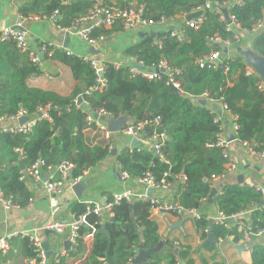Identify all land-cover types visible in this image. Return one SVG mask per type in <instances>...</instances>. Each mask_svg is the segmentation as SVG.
I'll return each instance as SVG.
<instances>
[{
    "label": "trees",
    "instance_id": "obj_1",
    "mask_svg": "<svg viewBox=\"0 0 264 264\" xmlns=\"http://www.w3.org/2000/svg\"><path fill=\"white\" fill-rule=\"evenodd\" d=\"M206 1L138 0V3L143 4L145 17L159 21L169 20L176 14H187ZM228 1L215 0L212 9H205L201 13L202 23L197 28L178 21V25L172 24L167 31L156 33V36L146 33L137 44L124 51L127 56L143 61L145 66L156 65L163 60L171 67L180 68L183 93H177L178 90L166 84L164 79L148 80L142 75H133L129 71L130 65L116 68L113 63L106 62V88L86 94L87 88L94 82L90 65L79 57L61 51L54 52L51 59L65 63L73 77L84 87H78L68 96L42 90L29 84V76L39 73V65L31 61L26 51L18 49L12 39H0V116L13 115L19 109L32 114L37 112L38 107H46L50 118L38 121L27 134L0 133V192L3 197H11L15 206L23 205L30 199V192L21 175L37 160L43 161L45 170L58 167L53 174L55 179L62 178L61 164L68 163L72 167L68 169L66 177L76 179L105 159L112 152L111 144L100 137L94 122L86 121V115L99 108L105 109L113 118L126 116L131 123L149 117L160 118V129H164L167 135L161 151L168 158V163L155 156L152 149L129 151L126 148L117 154V159L121 171L131 178L150 171L158 181L168 172L165 178L171 185L175 184L179 205L186 209L197 208L201 200L209 196L212 188L210 178L221 173L226 162L221 149L214 145L224 122L223 117L220 121L216 119L218 107L215 102L226 104L229 113L236 117V138L240 143L246 142L256 152L264 150V91L257 87L259 77L247 73L242 54L239 52L230 58L222 55L223 62L214 69L200 68L196 63L197 58L220 51L219 45L211 42L210 38L218 37L232 44L238 42L219 12ZM95 2L73 0L64 5L51 0L45 13L34 14L39 18L50 17L57 9L60 19H54L56 25L68 28ZM102 3L108 5L106 1ZM118 7L121 6L116 5ZM228 10L241 30L250 31L256 23L264 21V0H243L242 3H233ZM21 12V16L30 15L25 9ZM118 25L116 30L122 28ZM176 28L181 30L184 36L182 40L171 34ZM110 34L111 30L104 28H96L92 32L93 37H107ZM250 49L264 56V27L252 38ZM224 66L228 67L227 71H224ZM203 95L208 98L205 97V104H200L196 99ZM75 99L85 102L88 112H79L77 107L80 105L74 102ZM181 175L185 176L183 183L179 182ZM216 200L220 211L227 216L254 206L249 217V238H255L257 230L264 229V206L258 207L262 195L253 187L224 185ZM86 207L87 203H84L78 214L86 213ZM149 210V203L143 200L133 201L131 208L124 200L113 205L112 215L102 225H96L90 251L78 264H98L100 258L106 264H130L136 247H155L160 237L155 222L149 219ZM86 220L91 225L97 221V217L87 213ZM89 225L80 227L82 236L91 232ZM205 225L207 222L203 219L197 222V226L203 229ZM102 227L105 231L101 230ZM211 230L215 237L233 235L235 240L242 238L235 225L224 228L214 224ZM21 239L26 255L35 258L28 238ZM84 249L80 239L74 251L67 249L66 252L69 257L78 258ZM181 255L186 257V253ZM162 260H166V264H176V257L171 253L166 257L154 254L143 264H161ZM251 261L252 264H264V246L258 243L252 245ZM49 264L68 263L65 257H59ZM187 264H191V261Z\"/></svg>",
    "mask_w": 264,
    "mask_h": 264
},
{
    "label": "crops",
    "instance_id": "obj_2",
    "mask_svg": "<svg viewBox=\"0 0 264 264\" xmlns=\"http://www.w3.org/2000/svg\"><path fill=\"white\" fill-rule=\"evenodd\" d=\"M50 1L0 0V31L5 27L14 26L22 14V9H25L26 13H30V15H35L34 13H45ZM65 1L64 5H67L73 0ZM103 1H106V4L113 7H116V5L121 6L118 9L144 8L142 3H138V0H121L120 2L117 0ZM239 1H228L224 6L227 13L229 7ZM196 8L187 14H176L169 20L161 19L155 21L154 24L145 26L141 30H126L123 27L116 30L119 25L115 24L112 28H107L111 30L109 36H103V39L98 40L93 45L97 52L93 50L89 51L91 46L74 33L65 32L58 28L54 19L59 20L60 14L54 19L47 17L25 19L23 28L27 33L29 47L32 51L38 52L42 42L61 43L67 50L72 52L71 55L76 57L88 56L99 61L118 63L120 66L132 65L135 58L127 56L124 51L127 47L137 44L141 40L142 36L139 35L140 32L149 33L153 31L154 33H161L167 31L168 27L172 24L178 25V21L186 23L188 21L187 15L193 12H200ZM198 17L190 19H197ZM258 31L233 30V34L235 33L238 36V42L236 44L227 41H220L216 44L219 45V50L222 55L229 58L234 57L240 52V49H250L252 38ZM66 33H69L67 42H65ZM41 56L40 63L38 64L39 73L29 76V84L31 86L42 90L53 91L63 96L70 95L78 87L80 89L84 87L81 82L73 77L69 67L65 63L51 58L49 59L45 55ZM247 70H251L248 65ZM202 99L207 100L204 95L196 100L200 103ZM215 103L220 110L221 103ZM78 104L80 105L77 107L79 112H88L89 109L85 102L79 100ZM222 117L224 118V122L221 123V132L219 135L228 141L229 159L235 164V170L227 173L215 182L210 180L209 183L212 186L211 191L215 189L216 192L210 196V191L209 196L201 200L199 206L194 208L195 214L183 212L180 215H176L157 210L153 212L149 211V219L155 222L160 241L156 245L158 246V251L149 255L143 263H146L149 257L154 254H161L166 257L168 253H171L176 257V264H187L188 261H191V264H252V245L258 243L264 246V233L255 235L253 239L248 238L244 240L240 238L239 240H235L233 235L215 237L211 230L212 225L216 224L214 219L220 211L216 197L221 193V188L224 185L237 184L240 186H251L256 184L264 187V154L258 156L251 155L248 149L236 138L233 130L234 116L224 111ZM7 123L10 122L0 123V128ZM134 140L136 141L135 144H133ZM109 143L114 154L110 153L105 159L84 171L79 181H82L85 187L79 193V197L70 187L72 184V178L70 176L65 178L63 192L55 196H49L44 191L42 180L32 181L25 173L23 180L30 192V199L28 198L23 205H16L10 208H5L0 199V237L18 234V237L15 238L12 236L13 239L10 241L8 251L5 253L0 252V264H33V258L28 257L26 251L23 249L24 245L20 233L25 231L29 232L30 236L37 237L41 241V244L47 242L50 253L49 262L51 260H57L59 257H65L66 263L78 264L85 259L90 251L93 234L90 237L81 239L85 249L82 255L78 258H73L69 257L66 252L71 247L70 245L64 246V243L67 241L65 235L57 234L49 230L48 225L55 220L63 222L76 220L79 216L78 212L84 203L93 202L103 204L105 198H109L113 193H121L126 189H130L135 193L144 191V186L138 181L137 177L123 178L121 176L117 154L121 150L129 147L138 148V150H149L150 147L147 141L144 139L136 140L112 132ZM57 171L58 167H50L48 170L42 167L40 169L41 178H46L48 173L54 174ZM184 180V175L179 176V182L183 183ZM174 185L169 183L166 188L150 189L149 193L152 197L158 198L159 200L179 204L178 194ZM262 199H264V195H262ZM132 203L130 202L129 204ZM251 213L252 211L250 214H245L238 218L250 220ZM80 215H83V213ZM107 217V215H104V221L107 220ZM200 219L207 222L204 229L203 227L197 226V222ZM209 234L210 237H208ZM237 245H245V247L240 251L236 249ZM141 248L143 247L138 246L135 248V251ZM182 253H186V257L183 258ZM161 264H166V260H162Z\"/></svg>",
    "mask_w": 264,
    "mask_h": 264
},
{
    "label": "built area",
    "instance_id": "obj_3",
    "mask_svg": "<svg viewBox=\"0 0 264 264\" xmlns=\"http://www.w3.org/2000/svg\"><path fill=\"white\" fill-rule=\"evenodd\" d=\"M61 4H64L65 0H56ZM243 0L238 3H242ZM212 2L207 0L203 5L198 6L196 9L203 12L205 9H211ZM144 8H126V9H118L113 6L105 5L103 3L95 2L89 10L83 14L78 16L68 28L58 27L60 30L65 32H72L77 35L79 38L84 40L90 46H93L98 40L103 39V36L93 37L92 32L96 28H112L115 24H120L123 29L130 30H141L145 26H149L154 24L150 18H147L143 15ZM220 12V10H219ZM221 13V12H220ZM59 15V11L56 9L47 18H56ZM39 17L36 15H28V16H20L18 21L14 26L5 27L0 31V39H12L15 42V46L22 50L26 51L31 59V61L35 64L40 63L39 53L45 55L47 58H51L56 51H62L66 55H71L72 52L67 50L64 45L61 43H53V42H42L39 46V51H32L29 47L27 33L23 28V22L25 19H38ZM45 18V17H44ZM221 18L225 19L224 15L221 13ZM227 21V20H226ZM229 23L226 24L228 30H238L240 26L233 15L228 14ZM202 23V17H198L197 19H190L185 24L191 28H197L199 24ZM264 27V21H259L252 27V31H258ZM250 30V31H251ZM178 40H182L184 38L180 29H174L171 32ZM234 39L238 40L237 34L234 33ZM211 42L218 43L221 40L218 37H213L209 39ZM81 57L86 63H88L94 74V82L87 88L86 94L94 91H102L107 86V79L105 76L106 71V62L99 61L92 57L88 56H78ZM223 56L220 51H212L202 57L196 59V63L200 68L209 67V68H217L223 62ZM134 62H137L141 68L134 67L133 64L130 65L129 71L133 75H142L148 80H160L164 79L165 83L171 85L174 89L183 93L181 89V69L178 67H171L167 62L161 60L156 65L145 66L143 61L135 59ZM116 68L120 67V64L113 63ZM251 69V68H250ZM228 67L224 66V71H227ZM247 73L256 74L252 69L247 70ZM257 75V74H256ZM258 76V75H257ZM259 77V76H258ZM257 87L259 90L264 91V79L259 77V81L257 83ZM207 97V95H204ZM208 98V97H207ZM206 98V99H207ZM77 103V99L74 100ZM209 102L213 103L211 100ZM47 108L38 107L36 109V113L29 114L25 109H19L15 114L10 116H0V123H6L4 126L0 128V133H13V134H27L29 133L34 125L40 121L41 119H49V115L46 112ZM213 110V109H212ZM229 112L226 104L221 103L220 110L218 109L216 112V119L220 121L222 119L223 112ZM96 115V118L94 117ZM106 117H110V113L107 112L103 108L97 109L92 114L86 115V121L88 123L94 122L95 129L100 133V137L104 140L109 141L110 135L112 132L107 130ZM22 118H25V121H21ZM236 117H233V130L236 135L237 132V124L234 122ZM221 127V126H220ZM122 134L124 136L131 137L136 140H146L150 149L154 152L155 156L161 159L164 163H168V158L161 151L162 146L167 139V135L164 129H160V118L149 117L143 121H138L136 123L128 122L124 128L120 132H116ZM245 146L249 153L253 156L263 155L264 150L260 152H256L251 149L246 142L241 143ZM214 145L221 149L222 157L227 159L229 158L228 152V141L222 138L220 135L216 136V140ZM134 147H129V151H132ZM19 151V149H16ZM224 170L217 174L212 175L210 180L212 182L217 181L219 178L224 177L227 173L235 170V164L230 160L225 162ZM43 161L37 160L34 164L29 168L23 171L21 175V179L24 178L25 173L32 179V181H41V172ZM72 165L68 163H63L60 166L62 169V178L55 179L53 174L48 173L45 180L43 182L44 191L49 196H55L63 192L65 188V179L67 175L68 169H70ZM1 169V164H0ZM121 176L123 178H127L128 175L126 172L121 171ZM168 172H165L162 178L158 181L154 179L150 171H145L141 176L137 177L138 181L143 184L144 191L143 192H132L130 189H126L121 193H113L111 198H105L103 204L87 202L86 213L83 215H79L78 218L71 222H63V221H52L48 225V229L57 233L63 234L68 241L71 250H75L78 246L79 240L84 237H90L96 231V225H102L104 223V215L111 216V209L113 205L118 204L121 201H126L128 203L133 202L135 200H143L149 203V207L151 212L157 210L164 213H173L176 215H180L183 212L193 213L195 214V209H186L174 202H166L159 200L158 198L152 197L149 193L150 189H159L166 188L168 186V182L166 180V176ZM67 178V177H66ZM80 180V177L76 179H72V184L77 183ZM256 191H258L261 195H264V187L259 185H251ZM0 199L5 208H10L15 206L12 202L11 197L5 198L3 197L2 192H0ZM254 206H250L249 208L239 211L235 215L227 216L222 211H219L214 221L216 224L223 226L224 228H229L232 225L236 226L238 232H241L242 238L244 240L250 237V220L242 219L238 217H242L245 214H250L253 211ZM92 213L97 217V221L94 224L89 225L86 220V214ZM231 219H234V222H231ZM249 221V222H248ZM251 223V222H250ZM82 225H89L91 228V232L87 233L86 236H82L80 234V227ZM264 233V229H258L255 235H261ZM22 237L28 238L31 245L33 246L35 252V258H33V264H49V257L46 256L44 249L41 246V241L37 237L30 236L29 232L20 233ZM13 237L18 236V234L12 235ZM11 235L1 236L0 237V252L5 253L10 248V239ZM98 264H106L103 258L99 259ZM132 261V260H131Z\"/></svg>",
    "mask_w": 264,
    "mask_h": 264
},
{
    "label": "water",
    "instance_id": "obj_4",
    "mask_svg": "<svg viewBox=\"0 0 264 264\" xmlns=\"http://www.w3.org/2000/svg\"><path fill=\"white\" fill-rule=\"evenodd\" d=\"M96 2H102V0H94ZM213 5L214 4V1L215 0H210ZM220 12L224 15L225 19L228 21V13H227V10L225 8H220ZM199 15H201V11L200 12H193V13H190L189 15H187V20H189L190 18H195V17H198ZM151 36H156V33L154 32H149ZM68 34L69 33H66L65 34V42H67L68 40ZM146 33H142L140 32V36H143L145 35ZM90 50H93L94 52H97L95 51V48L93 46H91L89 48V51ZM240 52L242 54V56L244 57L245 61H246V64L261 78L264 79V56H261V55H258L257 53H255L254 51H252L251 49H240ZM90 53H93V52H90ZM94 54V53H93ZM42 55V54H41ZM40 55V57H42ZM133 66L134 67H137V68H141L140 65H138L137 62H134L133 63ZM177 93H180V91H177ZM206 103V100L202 99L200 101V104H205ZM94 117L96 118V115H94ZM26 119L25 118H22L20 122L22 121H25ZM129 122V119L128 117L126 116H120L118 118H113V117H106V124H107V130L109 132H120L124 126ZM135 140L133 141V144H135ZM111 154H114V152L112 151ZM23 168V167H22ZM42 181H44L45 179H41ZM71 189L74 191V193L79 197V193L83 190V188L85 187V184L82 182V181H78L77 183H74V184H71ZM216 190L215 189H212L211 191V194L210 196L215 193ZM132 204H130L131 206ZM264 206V199H262L259 204H258V207H262ZM112 220V218L110 219ZM231 222L233 223L234 222V219H231ZM102 231H105V228L102 227L101 228ZM208 237H210V234L208 235ZM252 243V242H250ZM67 246L69 245L68 241H66L64 243V246ZM42 248L44 249L45 251V254L47 257H49V247H48V244L47 242H43L41 244ZM245 245H237L236 246V249L237 250H242L244 249ZM158 251V246H155L153 248H149V249H137L135 251V256L134 258L132 259L131 261V264H142L143 262L146 261L147 257L155 252Z\"/></svg>",
    "mask_w": 264,
    "mask_h": 264
},
{
    "label": "bare ground",
    "instance_id": "obj_5",
    "mask_svg": "<svg viewBox=\"0 0 264 264\" xmlns=\"http://www.w3.org/2000/svg\"><path fill=\"white\" fill-rule=\"evenodd\" d=\"M226 23H229V21H226ZM103 29V28H102ZM104 29H107V28H104ZM217 117V116H216ZM237 129H238V127H237ZM225 159V158H224ZM228 160H230L229 158H227V159H225V161H228ZM120 165V164H119Z\"/></svg>",
    "mask_w": 264,
    "mask_h": 264
}]
</instances>
